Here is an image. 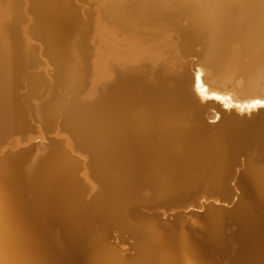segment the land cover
<instances>
[{
  "label": "bare ground",
  "instance_id": "obj_1",
  "mask_svg": "<svg viewBox=\"0 0 264 264\" xmlns=\"http://www.w3.org/2000/svg\"><path fill=\"white\" fill-rule=\"evenodd\" d=\"M38 52L60 60L66 88L81 87L60 118L76 148L60 141L38 165L35 147L0 151V264H208V246L230 255L222 211L207 212L201 242L187 215L165 232L137 217L131 261L107 233L152 197L227 186L249 200L238 264L258 258L249 247L264 258V0H0V139L25 129L12 95ZM56 110H43L50 125Z\"/></svg>",
  "mask_w": 264,
  "mask_h": 264
},
{
  "label": "rangeland",
  "instance_id": "obj_2",
  "mask_svg": "<svg viewBox=\"0 0 264 264\" xmlns=\"http://www.w3.org/2000/svg\"><path fill=\"white\" fill-rule=\"evenodd\" d=\"M25 18H26V20H29L28 16H26ZM38 58H40V60L42 61V65L40 66V68L29 69L28 71H26L23 74L22 78L19 79V81H18L19 84H17V86H16L17 88H14L13 95H12L13 100L17 106V109H18L19 113L21 114V117H22V119L26 125L25 129L24 128L23 129H15L13 131H10L7 135H5L3 138L0 139V149H1L0 151H2V148L7 146V147H10L8 149L11 150V152H16L20 149L30 147L29 146L30 143L32 144L34 142H39V144H37L36 147L31 150L33 157L36 158L33 162H34V164L37 163V165H38V161L40 163H42L41 161H43V159L45 160L46 157L48 158L50 156V154L52 153V151L57 150L59 148L58 143L60 141H63L64 145L70 150H73L76 148L75 146H73V143H75L73 137H70L71 134L70 133L68 134L67 130H64L65 128L62 129V126L60 125V124H62V122H60V121L63 120V116H62L63 113L62 112L66 111L63 109L65 107H66V109L69 108L70 105H67V104H69V103L71 104V102H73V100H74V99H72L73 96L76 97L78 88H81V87H78V82H77V84H75V86L72 89L66 88V86L63 83H65L64 80H66V78H67V72L65 71V69L63 67H61L59 59L55 58L54 56L49 57V56L43 54L42 52H38ZM193 65L194 66L199 65V63L195 62V63H193ZM73 66H76V64H74V62H73ZM80 68L82 70L79 73L80 77H81V79L79 80V83H82L84 80V75H85L84 64H82L80 66ZM26 92H27V95L21 96V94H24ZM57 95H58V97H57ZM52 96L55 97V99L52 98ZM56 99H58V100L56 101ZM58 101H59V103H58ZM52 102H57V109H59V111L56 110L58 112L56 114V111H55V113L53 114V116H55V117L52 118V120L55 118V120L57 122H55V120H53L54 122L52 121V124L50 125L47 123V121L45 120V118L43 116V113H44L43 110H45V108L46 109L49 108V106L51 105ZM60 118H62V120ZM30 121L32 123H34V122L37 123L38 127L44 126L47 129V127L49 126L48 128L53 129L54 136L59 137L61 140H59V142L53 143L55 145L52 144L51 145L52 147L50 146L48 149H47V147L43 146V144L45 143L46 140H45V135L41 132L37 133V134L29 135L27 140H20V138H19L20 135H22L24 133H28L31 131V129H30L31 127H30V123H29ZM214 126H215L214 129L219 127V126H217L216 123L214 124ZM14 139H18V147H20V145H21L20 148H18V147L13 148V147H15L14 143H13ZM2 142H4V143L1 145ZM29 149H26V150L28 151ZM23 152H25V150ZM21 153L22 152L17 153L16 155H19ZM80 154H84V152H82ZM4 156L6 157V153H4ZM4 156H2V157H4ZM0 158H1V155H0ZM81 158H82V163H83V168L81 170L83 176L81 178L82 179L85 178L87 181H89V180L91 181V185H89L88 190L91 191V193H92L91 195L93 196L94 194H96L97 185L92 181V179L89 175V171L87 168L89 159H87L88 156L86 153H85V155H81ZM36 160H37V162H36ZM242 169H243V167H241V169L239 168L237 170V172H239ZM232 185L234 186V182H232ZM87 198L88 197H86L85 199H87ZM139 206L143 207L144 205L140 204L137 207H139ZM200 209H203V207ZM163 214H165V213L163 212ZM133 216L131 218V222H132L131 226L125 225L121 229L119 226H114L112 228V230L107 233V239H108L107 243L109 245H115L117 248L124 250V256L123 257L126 260L129 258L128 259L129 261H131L132 258L136 257L137 248H138L139 244L141 243V237L132 233V231L130 230V227H135V225H137L139 227L140 223H139L138 218L140 220L144 221V217H140L139 215H134V213H133ZM163 217H166V216L163 215ZM173 219L176 222L175 218H173ZM145 220H150V218L147 217ZM190 220H191L190 224H193V226H195L194 221H196V220L195 219H190ZM175 222H172V223H175ZM158 226H159L158 230L165 232V228H164L165 226H160V225H158ZM113 231L114 232H120L122 234H126L130 238L135 240L136 241V244L134 247L135 251L130 250V248L128 246L129 243H125V242L119 240V238L113 239V235L111 233ZM169 232L178 233L179 229L177 227H173V229L169 230ZM98 234H99V232L95 233V235H98ZM229 251H230V249H229ZM226 259H228V264H238L239 263L238 262L239 258H226ZM205 260L208 262V264H214V262H212L210 259H208L206 257H205ZM210 261H211V263H210ZM252 264H264V258H256L255 262H252Z\"/></svg>",
  "mask_w": 264,
  "mask_h": 264
},
{
  "label": "water",
  "instance_id": "obj_3",
  "mask_svg": "<svg viewBox=\"0 0 264 264\" xmlns=\"http://www.w3.org/2000/svg\"><path fill=\"white\" fill-rule=\"evenodd\" d=\"M27 95V92L24 94H21V96ZM208 123L215 124V120H209ZM30 123V129L31 131L28 133H24L19 136L20 140H27L29 135L37 134V133H43L45 135V143L43 144L44 147H47V149L55 142H59L61 140L59 137L54 136L53 130L51 128L46 129L44 126L38 127L37 123ZM242 122L235 121L233 122L231 129L235 131L239 125ZM223 129L221 126L217 127V131H222ZM60 131V130H59ZM206 132L210 133L209 130L206 129ZM233 133V132H231ZM241 135V134H240ZM233 134H231V138L234 140ZM240 138V137H239ZM243 138V137H241ZM229 139V140H230ZM39 144V142H34L30 145V147H36V145ZM27 147V148H30ZM27 148L20 149L16 152L11 153L12 155H16L17 153L23 152ZM241 169V167H240ZM177 196H164L162 199L157 200L158 198L152 197L153 201L149 202L150 204H146L145 206H139L136 207L135 212L140 217H144L146 219L149 217L150 219H154L156 223H158L160 226L169 225L172 222H175L173 218L179 216V215H187V219H184L183 221L186 222V228L187 232L189 233L191 240L194 242H201L204 241L206 238L205 233L199 228L200 225L208 224L207 219V212L216 210V211H222L223 213H226L225 217V229H224V244L225 247L230 249V255H226L224 251L218 250L213 247H205L204 250V256L208 259H210L214 264H228V259L226 258H243L246 255L242 256L243 248H244V241L245 236L240 237L238 229L240 230V225L236 223L237 217L243 218L244 216L242 214L245 213V206H247L248 202L244 199V195L241 193L240 190H233L229 186L226 187L223 191H217V190H210L206 192H200V191H194L192 193H181L176 194ZM205 195V199L202 198V196ZM149 197V196H148ZM219 199L218 202H216L214 199ZM247 198V197H245ZM249 201V200H248ZM184 207L188 208V213H186V210ZM203 209H200L202 208ZM163 212L166 214V217H163ZM191 213H194L193 216H190ZM195 219L198 225L195 223V226L193 224H190L189 219ZM246 218V217H245ZM244 219V218H243ZM113 235V239L119 238V240L129 243L128 246L130 250H134L136 241L130 238L126 234H122L120 232H111ZM248 250H251L254 253V257L259 258V254L262 252L255 248L249 247ZM135 251V250H134ZM249 256V254H247Z\"/></svg>",
  "mask_w": 264,
  "mask_h": 264
}]
</instances>
